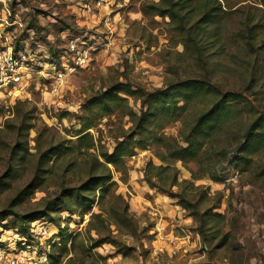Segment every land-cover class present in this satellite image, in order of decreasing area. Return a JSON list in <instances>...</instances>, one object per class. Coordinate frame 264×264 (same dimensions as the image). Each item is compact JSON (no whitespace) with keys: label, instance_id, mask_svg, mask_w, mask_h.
Masks as SVG:
<instances>
[{"label":"rangeland","instance_id":"obj_1","mask_svg":"<svg viewBox=\"0 0 264 264\" xmlns=\"http://www.w3.org/2000/svg\"><path fill=\"white\" fill-rule=\"evenodd\" d=\"M96 1L0 0V49L23 47L52 71L70 70L54 94L51 87L56 79L42 75L37 67L15 93L0 90V212L17 213L0 223V247L12 246L14 233L29 228L33 221L22 217L40 209L61 185L77 186L88 177L92 155L98 154L94 149L89 150L92 155L54 156L43 166L49 168L43 184L22 193L34 178L39 152L51 144L75 140L87 122L82 117L88 99L117 81L153 90L178 79L202 78L221 91H237L247 99L241 119L218 132L211 154H202L199 160L164 161L160 159L164 149L149 138L145 149L135 148L125 158L126 173L109 165L116 184L102 203L98 194L93 195L94 202L82 214H54L57 220L47 218V226H35H45L52 234L54 239L48 242L46 237L45 244L52 253L50 262L57 256L61 259L55 264H264V144L253 150L251 141L240 151L236 164L218 154L235 146L243 125L258 116L264 118V6L259 0H219L220 22L210 26L209 35L200 39L188 35L189 40L169 28V18L141 12L143 4L158 0ZM203 1L190 0L193 20L203 12ZM71 42L87 56L82 67L71 59L76 56L69 51ZM128 101L139 113V102L131 97ZM94 110L93 126L86 131L111 153L115 136L129 132L132 124L120 109L102 119L96 118L98 108ZM197 112L191 110L192 117ZM182 125V121L171 123L160 133L180 142ZM15 145H26L29 153L15 162L16 171L5 175ZM212 160L222 161L220 181L210 177L215 171ZM149 163L163 166L148 169L156 187L145 180ZM173 169L179 185L171 189L197 204V217L179 199L167 195L164 188ZM116 195L128 204L133 225L113 224L118 222L114 210L124 206L113 198ZM92 213H102L105 223L94 220L93 225L101 236L111 233L113 242L93 247L82 259L77 245L82 241L90 245L91 236L101 238L88 230ZM58 240L62 245L51 247ZM66 240L69 252L60 250Z\"/></svg>","mask_w":264,"mask_h":264},{"label":"trees","instance_id":"obj_2","mask_svg":"<svg viewBox=\"0 0 264 264\" xmlns=\"http://www.w3.org/2000/svg\"><path fill=\"white\" fill-rule=\"evenodd\" d=\"M189 2L190 0L152 1L148 6L143 4L141 12L144 15L167 17L169 21L166 24L175 34L185 36L189 40L192 39L188 35L200 39L201 35L211 33V25L220 22L221 2L219 0H204L200 6L203 12L199 14L196 20H193L190 15L192 9L189 7ZM259 2L264 6V0H259ZM129 97L139 102V113L129 106ZM84 105L86 111L82 119L87 122L77 131L75 140L70 144L67 143L69 140L60 141L40 151L35 166L34 178L26 185L22 193L28 189H37L43 184L44 174L49 169L43 166L49 163L54 156L58 159H64L68 155L82 154L83 152L90 153L89 150L94 149L98 151V154L94 156L90 153L94 160L89 163L88 177L77 186L61 185L59 191L52 198L44 199L43 204H41L42 207L23 216V220L46 219L48 221L47 218H50L55 221L59 217L52 216L54 214L59 215L62 212H68L71 215L77 212L82 214L84 211L89 210L94 202L93 195L96 196L97 194L99 202L102 203L109 196L111 188L116 184L115 181H112V170L109 165H112L117 172L126 173L125 158L132 155L135 148L145 149L149 138L154 143L160 144L164 149L165 156L160 155V159L164 161L166 159L199 160L202 154H211L218 132H221L225 124L241 119L243 111L247 107V99L237 91H221L208 79L184 78L168 82L153 90H146L139 86L132 88L130 83L117 81L105 89L101 95L88 99ZM96 107L100 111L95 114L97 119L111 116L115 114L116 110L120 109L119 111L123 115H127L132 124L129 127V132L122 131V133L115 136V146L111 153L103 150V144L99 143L98 145L93 135L86 131L93 126L91 116L94 115ZM194 108L198 109V112L192 117L191 110ZM177 121L183 123L180 129L181 143L160 133V130L165 126ZM242 129L243 134L237 137L235 146L227 148V150L223 149L218 153L221 157L227 156V161L234 164L237 163V160H240L238 157L240 151L243 148L247 149L249 147L247 145L251 141L254 143L253 150L259 149L264 144V118L262 116L246 123ZM97 141L100 142L101 139ZM12 151L5 175L16 171L15 162L18 159L23 161L29 153L26 145H15V149L13 148ZM212 163L215 165V171L210 174V177L213 181H220L222 178L220 171L222 161L212 160ZM161 167L163 166L148 164L145 180L151 187H156V184L148 175V169L160 170ZM163 184L165 183L163 182ZM178 185L177 173L173 169L171 178L167 182V188L164 189L168 196L179 199L178 203L185 209L190 210L193 217H197L199 215L196 210L197 204L192 203L187 195L176 193L171 189ZM113 198L124 202L123 208L114 210V214L117 215L114 217L118 222H113V224L116 226L121 223L133 225V218L128 212V204L121 195H116ZM11 214L16 215L17 213L14 210L1 211L0 223L3 225L2 221ZM201 215L203 216V214ZM94 220H100L101 224H104L106 219L102 216V213H92L88 221V230H94L97 235L101 236L100 229L93 225ZM106 224L108 225V222ZM27 231L28 227L21 230L22 233ZM90 240L93 241L90 245H85L83 241H80L81 243L77 245L82 259L90 255V250L93 247L100 246L105 242H113L111 233L98 239L91 236ZM59 241L53 242L51 247L62 245ZM67 243V240L63 242L61 251L69 252ZM71 246L72 249L75 247L73 240ZM58 257L55 261L50 262L52 259L50 251L49 264L60 263L61 259Z\"/></svg>","mask_w":264,"mask_h":264},{"label":"built area","instance_id":"obj_3","mask_svg":"<svg viewBox=\"0 0 264 264\" xmlns=\"http://www.w3.org/2000/svg\"><path fill=\"white\" fill-rule=\"evenodd\" d=\"M96 2L98 4L101 3L100 0ZM85 7L87 8L86 3ZM69 47V51L76 54V56H71L72 61L77 67H82L87 60L86 54L81 53L74 42H71ZM48 66V63H44L43 60L37 58L35 54H30L26 48L17 47L13 49L12 47H5L0 49V90H10L12 93H15L20 89V86L27 81L29 71L37 67L38 72L42 75L53 76V79H56V81L52 82L51 87V91L54 94L60 89L63 76L70 70H67L65 67V72L61 70L52 71L50 68H47ZM37 223L48 225L46 219L32 221L27 232L14 233L12 246H8L5 249L0 247V264L49 263L50 251L45 242L48 240L46 237H50L48 242L54 238L47 227L43 226L36 228L35 225ZM47 234L49 236H46Z\"/></svg>","mask_w":264,"mask_h":264},{"label":"crops","instance_id":"obj_4","mask_svg":"<svg viewBox=\"0 0 264 264\" xmlns=\"http://www.w3.org/2000/svg\"><path fill=\"white\" fill-rule=\"evenodd\" d=\"M103 8V7H102Z\"/></svg>","mask_w":264,"mask_h":264}]
</instances>
